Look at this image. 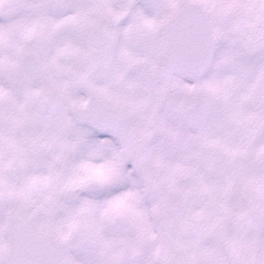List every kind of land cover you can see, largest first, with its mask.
<instances>
[{"label": "snow or ice", "instance_id": "obj_1", "mask_svg": "<svg viewBox=\"0 0 264 264\" xmlns=\"http://www.w3.org/2000/svg\"><path fill=\"white\" fill-rule=\"evenodd\" d=\"M0 264H264V0H0Z\"/></svg>", "mask_w": 264, "mask_h": 264}]
</instances>
